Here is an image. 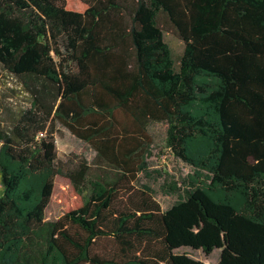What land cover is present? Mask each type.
I'll use <instances>...</instances> for the list:
<instances>
[{
  "label": "trees",
  "instance_id": "16d2710c",
  "mask_svg": "<svg viewBox=\"0 0 264 264\" xmlns=\"http://www.w3.org/2000/svg\"><path fill=\"white\" fill-rule=\"evenodd\" d=\"M0 0V63L31 95L0 134V264H264V0ZM185 42L178 62L164 39ZM60 122L118 167L83 185L63 171ZM153 122L167 146L204 169L163 210L151 198L117 205L122 179ZM74 189L46 219L56 178ZM109 238L114 248L95 250Z\"/></svg>",
  "mask_w": 264,
  "mask_h": 264
},
{
  "label": "rangeland",
  "instance_id": "374dc122",
  "mask_svg": "<svg viewBox=\"0 0 264 264\" xmlns=\"http://www.w3.org/2000/svg\"><path fill=\"white\" fill-rule=\"evenodd\" d=\"M74 1L83 6L81 0ZM164 39L175 61L178 62L184 51L185 42L170 31L165 32ZM29 107L31 95L24 83L0 63V134L4 131L11 132L21 113ZM55 128L59 164L63 171L75 170L82 163L89 166L88 178L83 185L85 193H91V180L119 178V174L122 173L120 169L100 160L96 148L91 143L79 138L60 122L56 123ZM166 130L167 125L164 122H153L148 126L135 155V178L127 176L120 181L118 206L124 207L132 202L138 204L144 198H151L166 210L180 200L185 194V189L191 187L193 183L202 185L211 181L206 170L185 162L173 153L166 143ZM1 146L0 140V149ZM73 189L70 179L63 174L57 176L54 192L46 209V219L57 220L63 216L66 211L64 197ZM3 193L4 184L0 169V197ZM113 248L114 243L109 238L98 240L95 244V250L100 253H108ZM176 252H186L195 259L209 264H219L220 249H215L210 255L190 247L177 249Z\"/></svg>",
  "mask_w": 264,
  "mask_h": 264
}]
</instances>
